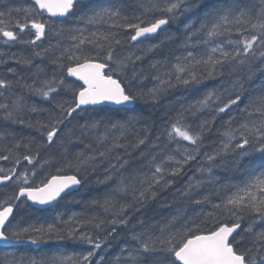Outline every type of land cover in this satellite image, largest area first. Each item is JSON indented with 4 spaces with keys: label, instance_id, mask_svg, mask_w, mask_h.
Masks as SVG:
<instances>
[{
    "label": "snow or ice",
    "instance_id": "snow-or-ice-1",
    "mask_svg": "<svg viewBox=\"0 0 264 264\" xmlns=\"http://www.w3.org/2000/svg\"><path fill=\"white\" fill-rule=\"evenodd\" d=\"M9 64L0 242L81 250L2 264H94L118 229L110 264H264V0H15ZM85 187L88 211L37 218Z\"/></svg>",
    "mask_w": 264,
    "mask_h": 264
},
{
    "label": "trees",
    "instance_id": "trees-1",
    "mask_svg": "<svg viewBox=\"0 0 264 264\" xmlns=\"http://www.w3.org/2000/svg\"><path fill=\"white\" fill-rule=\"evenodd\" d=\"M10 2H15V0H0V4H7ZM176 30V27L173 26L169 29V31L174 32ZM163 34H161L162 38ZM148 41H146L147 43ZM154 42V41H153ZM7 50V49H5ZM11 51H18L17 48H12ZM39 63V61H37ZM147 64V61L145 62V66ZM9 66H15L13 64L9 65H1L0 66V72H3L6 67ZM260 83V78L257 77L253 82L250 87L255 88L257 85ZM42 107H49L47 104H43ZM110 107V106H108ZM137 111L140 112L142 115L148 117L150 115V119L154 122H156L157 127L160 126V113H157L155 111H152L150 108H148L145 105H140L137 108ZM17 132L23 131L21 128L17 127L14 129ZM23 134L27 135V132H24ZM207 143V142H206ZM188 175H192L191 172L188 173ZM185 180L187 177L184 178ZM179 186V185H178ZM7 191V189H5ZM88 192V188H81L79 193H73L72 195L76 197L77 200L79 201H84L85 203H72L70 202L71 198L66 197L64 200H61L59 203L56 205L50 207V208H45L44 211L36 213L37 218L40 220V222L44 221H50L54 216L58 214H64L65 218H67L68 215H71L72 213H83L88 211L86 201L90 200L93 195H96L95 192L91 194H85ZM175 206L173 208H163L161 207L160 204H154L150 206L149 211L146 213L148 216L154 215L156 212H159L162 216H167L169 215L170 212L174 211ZM119 237L110 240L108 243L110 246L108 247H102V249L98 252L97 258L94 262V264H110L112 261V258L119 253L120 247L123 246L125 233L123 231H120ZM80 246L74 245L70 242H57V243H51L47 244L39 249H35L31 246H12V247H2L0 246V264H2L3 261H5L8 257L9 254H21V255H37L40 253H48V252H66V253H73L76 252L78 253L80 251ZM104 256L105 260L100 261L99 257Z\"/></svg>",
    "mask_w": 264,
    "mask_h": 264
},
{
    "label": "water",
    "instance_id": "water-1",
    "mask_svg": "<svg viewBox=\"0 0 264 264\" xmlns=\"http://www.w3.org/2000/svg\"><path fill=\"white\" fill-rule=\"evenodd\" d=\"M113 107H114V106H113ZM55 203H56V202H53V204H55ZM44 207H47V206H44ZM13 244H15V242H13L12 245H13ZM22 244H29V243H26V242H25V243H20V244H16V245H22ZM0 245H5V244H4V242H0ZM30 245H32V244H30ZM33 246L38 247V246H40V245H33Z\"/></svg>",
    "mask_w": 264,
    "mask_h": 264
},
{
    "label": "bare ground",
    "instance_id": "bare-ground-1",
    "mask_svg": "<svg viewBox=\"0 0 264 264\" xmlns=\"http://www.w3.org/2000/svg\"><path fill=\"white\" fill-rule=\"evenodd\" d=\"M1 66V65H0ZM60 202V201H59ZM57 204V202L54 204V205H56Z\"/></svg>",
    "mask_w": 264,
    "mask_h": 264
}]
</instances>
